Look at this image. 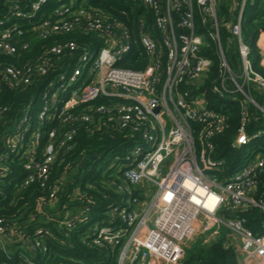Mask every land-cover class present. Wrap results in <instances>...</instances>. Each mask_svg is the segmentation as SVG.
Instances as JSON below:
<instances>
[{"label": "built area", "instance_id": "built-area-1", "mask_svg": "<svg viewBox=\"0 0 264 264\" xmlns=\"http://www.w3.org/2000/svg\"><path fill=\"white\" fill-rule=\"evenodd\" d=\"M8 1L10 6L0 8V53L17 52L11 40L15 32L23 33L14 21L18 19L38 16L35 27L43 39L72 33L88 38L55 41L25 71L4 68L2 77L12 87L49 79L23 108L21 121L9 129L7 151L0 159L9 152L24 156L28 184L37 174L47 175L81 126L122 136L120 145L128 149L115 158L122 174L107 181L121 201L106 205L105 217L90 230V246L118 248V264H181L193 245L190 241L201 237L202 244H210L225 229L240 264H264V150L251 149L264 130H247L251 106L264 114V76L253 71L242 37L247 0L239 2V17L231 26L242 59L240 73L232 70L222 47L221 0H131L138 10L133 22L127 9L120 11L126 18L121 19L86 1L58 0L46 19L42 9L52 0L26 6ZM207 34L218 44L220 63L214 79L213 61L202 53ZM137 44L146 53V66L123 67ZM252 85L260 90L263 103L255 99ZM208 95L228 97L240 106L242 122L233 146L249 151L244 149L236 168L230 169L216 153V137L228 127L229 116L213 108ZM44 127L48 141L43 159L37 161ZM7 169L0 164V174ZM253 208L263 216L259 231L241 215ZM83 221L89 224L94 218L85 214ZM37 234L45 237L42 230ZM15 236L34 249L31 236L0 219V246L6 247V239Z\"/></svg>", "mask_w": 264, "mask_h": 264}, {"label": "trees", "instance_id": "trees-1", "mask_svg": "<svg viewBox=\"0 0 264 264\" xmlns=\"http://www.w3.org/2000/svg\"><path fill=\"white\" fill-rule=\"evenodd\" d=\"M35 0H15L20 5H28ZM87 2L88 6L96 7L106 13L126 19L120 12L123 8L129 11V18L136 20L138 10L131 0H77V3ZM241 0H221L218 15L221 22L220 35L228 63L235 73H240L242 59L238 43L231 33V26L237 22L240 12ZM58 3L52 0L42 11L49 18L50 10ZM12 2L0 0V8L10 6ZM56 20V17L50 18ZM38 16L33 19L14 20L19 25L20 31L15 32L12 44L17 46V52L9 55L0 53V155L6 153L5 138L11 134L9 129L22 119L23 108L29 103L44 82L49 79L42 77L38 82L29 85L10 86L2 77L6 66H13L25 71L27 65H35L44 50L58 42L82 41L88 36L81 34H59L43 39L38 37L36 30ZM130 21V22H131ZM241 31L244 42L249 46V55L253 71L264 76V65L261 62L262 49L258 39L264 32V0H247L241 22ZM206 45L202 53L212 59L213 72L210 79L218 74L220 63L218 44L210 35H205ZM28 48L24 49L23 45ZM147 63V56L143 47L135 45L131 54L121 63L123 67L143 69ZM210 81V80H209ZM207 82V87L210 85ZM255 99L263 103V97L256 85H252ZM211 106L223 111L229 116V125L226 130L216 137L215 149L219 157L226 159L230 169L240 164L245 148L233 146V141L241 125V109L238 103L230 102L228 97L220 98L208 95ZM253 118L247 125L249 132L264 130V114L257 111L254 106L249 108ZM259 118L255 120V117ZM42 137L37 144V161L43 159V150L48 141V128L41 129ZM33 132V130H32ZM30 135V134H29ZM122 136L112 137L105 132H91L86 126H81L73 140L69 142L70 149L62 148L54 162L50 165L47 175H36L28 184L24 181L28 177L26 168L28 160L21 155L9 152V156L0 159V164L5 166L7 172L0 174V219L7 227L15 228L31 236L34 249H31L19 236L6 239V247L0 246V264H118L119 249H102L90 246V230L96 223H101L107 211L106 205L121 201V195L110 187L107 181L113 177H120L121 172L115 175L109 173L103 176L97 169V160H115L125 155L128 148L122 147ZM20 148L24 146L20 145ZM264 150V136L255 141L253 150ZM245 149V150H244ZM96 153L90 162L89 157ZM99 155H101L99 157ZM86 167L82 168V164ZM94 166L88 168L89 164ZM120 180V179H118ZM260 192L264 196V182L260 184ZM53 194V195H52ZM69 212V215L67 213ZM85 214L93 217L94 221L86 224L83 219ZM246 217L247 225L254 231L260 230L262 214L256 209L241 212ZM69 221H75L70 224ZM83 221V222H82ZM38 230L45 234L44 238H37ZM225 229L221 235L210 244L193 245L186 249L185 257L181 264H240L236 248L231 244ZM36 242H38L36 244ZM46 247V250L43 247Z\"/></svg>", "mask_w": 264, "mask_h": 264}, {"label": "rangeland", "instance_id": "rangeland-1", "mask_svg": "<svg viewBox=\"0 0 264 264\" xmlns=\"http://www.w3.org/2000/svg\"><path fill=\"white\" fill-rule=\"evenodd\" d=\"M247 151H249V148H247ZM101 155H99L100 157ZM92 160H90L91 162ZM99 163L97 164V169L98 171L101 172V174L103 176H106L109 173H113L114 175L120 170V162H116L115 160L110 159L109 162H107V159H99L97 160ZM94 166V164L90 163L88 168H92ZM67 215H69V212L67 213ZM93 218V217H90ZM224 234H227L226 232H224ZM221 235V234H220ZM202 238L201 237H197L194 240L190 241L191 244L198 246L201 242ZM192 245V246H193Z\"/></svg>", "mask_w": 264, "mask_h": 264}, {"label": "crops", "instance_id": "crops-1", "mask_svg": "<svg viewBox=\"0 0 264 264\" xmlns=\"http://www.w3.org/2000/svg\"><path fill=\"white\" fill-rule=\"evenodd\" d=\"M258 43H259V46L262 49V55H263V58H264V32L260 34L259 39H258ZM263 65H264V62H263Z\"/></svg>", "mask_w": 264, "mask_h": 264}, {"label": "water", "instance_id": "water-1", "mask_svg": "<svg viewBox=\"0 0 264 264\" xmlns=\"http://www.w3.org/2000/svg\"><path fill=\"white\" fill-rule=\"evenodd\" d=\"M96 156V153H93L90 157H89V160H93ZM86 167V163H83L82 164V168H85Z\"/></svg>", "mask_w": 264, "mask_h": 264}]
</instances>
